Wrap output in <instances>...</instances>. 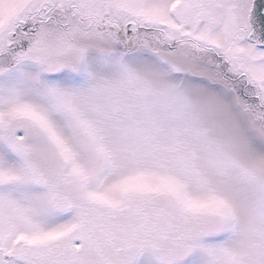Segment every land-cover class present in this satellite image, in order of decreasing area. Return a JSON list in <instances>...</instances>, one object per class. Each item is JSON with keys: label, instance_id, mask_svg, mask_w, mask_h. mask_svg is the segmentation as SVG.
Listing matches in <instances>:
<instances>
[{"label": "snow or ice", "instance_id": "1", "mask_svg": "<svg viewBox=\"0 0 264 264\" xmlns=\"http://www.w3.org/2000/svg\"><path fill=\"white\" fill-rule=\"evenodd\" d=\"M0 264H264V0H0Z\"/></svg>", "mask_w": 264, "mask_h": 264}]
</instances>
